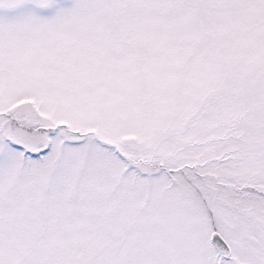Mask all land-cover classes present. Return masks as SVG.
Instances as JSON below:
<instances>
[{"label":"snow or ice","instance_id":"6c2138e0","mask_svg":"<svg viewBox=\"0 0 264 264\" xmlns=\"http://www.w3.org/2000/svg\"><path fill=\"white\" fill-rule=\"evenodd\" d=\"M0 264H264V0H0Z\"/></svg>","mask_w":264,"mask_h":264}]
</instances>
